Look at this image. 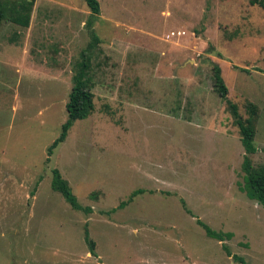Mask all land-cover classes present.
<instances>
[{
  "label": "rangeland",
  "instance_id": "rangeland-1",
  "mask_svg": "<svg viewBox=\"0 0 264 264\" xmlns=\"http://www.w3.org/2000/svg\"><path fill=\"white\" fill-rule=\"evenodd\" d=\"M97 1L95 109L48 163L90 11L33 0L28 28L0 27V264H264V207L245 193L239 131L213 87L217 65L240 114L257 107L251 159L264 166V7Z\"/></svg>",
  "mask_w": 264,
  "mask_h": 264
},
{
  "label": "trees",
  "instance_id": "trees-1",
  "mask_svg": "<svg viewBox=\"0 0 264 264\" xmlns=\"http://www.w3.org/2000/svg\"><path fill=\"white\" fill-rule=\"evenodd\" d=\"M90 11L89 19L86 23L88 30L89 42L87 46L80 52L78 59L73 64V74L71 77L72 87L68 95V101L65 105L66 120L61 125L58 137L47 148V159L53 154L56 148L62 144L74 123L78 120L87 119L94 111V93L92 66L93 62L98 59L101 54L100 39L97 36L94 23L100 15V4L97 0H83ZM251 6L264 7V0H249ZM33 0H0V27L4 22H10L20 28L29 27ZM213 87L220 98L225 100L227 109L233 119L234 125L238 128L240 135V143L244 150L242 161V171L244 178V190L249 199L254 200L264 207V166H254L251 157L257 152L254 142L256 134L257 107L248 103L246 105V116L240 114L237 105L227 99L228 89L221 76L220 68L215 65L213 68ZM52 180L51 187L58 192L68 205L76 211L82 210L77 198L72 192L68 182L62 178L57 169L51 170ZM37 184H35L36 186ZM34 191V190H33ZM33 191L31 195L33 196ZM133 192L128 201L136 195ZM126 202L120 203L123 206ZM89 211V209H86ZM197 224L201 226L206 235L217 241H223L220 233L212 230L206 224L197 220ZM85 241L89 246V252L94 254V242L90 239L88 232H85ZM224 249L227 248L224 246ZM239 264H246L242 258H236Z\"/></svg>",
  "mask_w": 264,
  "mask_h": 264
},
{
  "label": "built area",
  "instance_id": "built-area-1",
  "mask_svg": "<svg viewBox=\"0 0 264 264\" xmlns=\"http://www.w3.org/2000/svg\"><path fill=\"white\" fill-rule=\"evenodd\" d=\"M178 34H180V33H178ZM171 35H174V33H171Z\"/></svg>",
  "mask_w": 264,
  "mask_h": 264
}]
</instances>
